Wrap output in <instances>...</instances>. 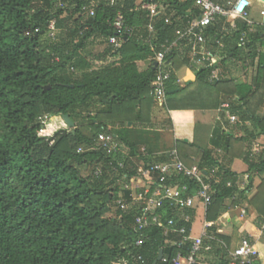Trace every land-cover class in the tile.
<instances>
[{"label":"trees","instance_id":"1","mask_svg":"<svg viewBox=\"0 0 264 264\" xmlns=\"http://www.w3.org/2000/svg\"><path fill=\"white\" fill-rule=\"evenodd\" d=\"M155 2L162 8L153 16L134 0H0V264H114L123 259L155 264L161 251L167 262L156 264H174L178 256L190 255L193 245L182 235H166L158 227L136 231L138 208L123 212L119 207L122 199L132 202L128 187L142 162L171 160L170 154L156 157L149 144L131 140L137 128H173L172 120L164 128L152 120L157 102L152 85L158 75L154 59L165 44L177 43L166 61L171 78L165 110L195 112V139L177 141L176 150L187 166L199 159L211 186L207 222L216 223L229 211L226 201L239 205L256 178L264 177V154L257 156L250 148L252 140L264 135V29L252 33L247 23L233 28L222 21L206 33L214 52L217 41L224 40L219 63L241 62L244 71L254 70L251 78L239 82L220 75L211 81L218 63L197 71L192 84L180 87L176 72L193 63L192 48L187 39H178L177 31H186L200 12L193 1ZM215 2L228 5L227 0ZM92 5L93 17L82 10ZM119 14L133 29L128 39L113 26ZM52 22L55 39L50 37ZM114 36L119 49L110 44ZM243 36L247 52L239 47ZM99 47L104 50L96 54ZM141 62L148 63L146 70H140ZM224 104L238 117L229 133L217 129ZM44 116L49 117L48 133L41 135ZM103 134L115 136L118 154L100 145ZM216 137L221 155L210 148ZM237 159L248 166L239 177L230 168ZM83 168L89 169L86 175ZM169 184L172 189L188 185L184 197L197 192L189 178L175 176ZM259 202L264 203V179L252 204ZM156 213L164 222L174 220L173 229L191 231V210L181 212L165 202ZM183 214L192 221L187 224ZM215 230L208 228L202 252L219 253L216 264H232L239 231L229 239ZM140 240L144 245L137 248ZM251 255L252 264H261L260 251Z\"/></svg>","mask_w":264,"mask_h":264},{"label":"built area","instance_id":"2","mask_svg":"<svg viewBox=\"0 0 264 264\" xmlns=\"http://www.w3.org/2000/svg\"><path fill=\"white\" fill-rule=\"evenodd\" d=\"M136 3L140 0H134ZM141 4L138 5L140 9H146L151 12L154 16L158 13V10L162 8L155 0H141ZM193 1L194 6L199 10L200 15L194 19L186 31H177L178 39L188 40L192 48V63L193 65H205L215 66L219 63L221 57L220 53L214 52L210 47V39L207 37L206 33L208 29L218 24L222 19L231 20L233 28H237L236 21L242 20L250 24V13L249 9L252 6L250 0H236L233 2H228L227 7L223 6L215 0H186ZM83 12L89 14L91 17L95 15L94 6H84ZM113 26L116 31L126 39H128L133 34V29L128 27L125 23L122 14H119L115 19ZM150 31H154L153 25L149 27ZM51 31L50 37L55 39V22H52L49 26ZM110 44L116 49L121 47V42L118 37L114 36L110 39ZM217 46L223 48V39L217 41ZM177 47V43L172 45H163L161 52H159L155 59L154 64H157L156 68L158 75L156 80L153 82L152 88L155 92L157 101L162 107H166V95H167V83L171 75L167 71V57L172 53L174 48ZM240 48L246 47L245 37L243 36L240 44ZM219 74L214 73L211 77V81L218 80ZM223 109L228 112V120L230 125L238 122V117L231 115L229 112V105L224 104ZM43 125L40 130L41 135H46L48 133L47 123L49 122V117L44 116L40 119ZM100 145L111 154H118L121 150V145L116 140L115 136L109 134H103L100 136ZM53 145V143H51ZM264 150L260 146H257L256 151L261 152ZM143 152L145 150L143 149ZM219 153H222L221 150ZM170 161L167 163H155L146 165L142 162L138 169V176L130 180V186L128 187L132 192V202L125 203L123 199L119 201V207L123 212H127L133 206L138 208V215L135 218V230L143 231L149 227H158L166 231V235L169 232H177L184 237V242L192 243L193 247L190 255L188 257L178 256L174 264H197L199 261V255L202 253L204 239L208 237L207 232H203L200 237H192L191 231H188L186 227L179 229H173L175 225L174 220L163 221L162 217L158 215L159 209L163 208L164 203L168 202L171 205H175L179 211L192 210L195 208L196 200L202 202L207 208L212 202V190L209 183L203 177L202 171L199 169L198 165L187 166L180 158L177 150L170 153ZM154 175H158L157 179H153ZM185 177L192 179L197 187V193L194 196L184 197L190 190L188 185L182 186L177 189H172L169 182L173 177ZM182 219L188 224L190 223L191 216L188 214H183ZM144 245L143 241L137 242L136 247L141 248ZM210 250V247L207 248ZM253 247L248 240H243L241 247H239L231 255L232 264H252V254ZM140 260L142 258L139 256ZM166 263L167 259H163ZM114 264H129L128 260H120Z\"/></svg>","mask_w":264,"mask_h":264},{"label":"crops","instance_id":"3","mask_svg":"<svg viewBox=\"0 0 264 264\" xmlns=\"http://www.w3.org/2000/svg\"><path fill=\"white\" fill-rule=\"evenodd\" d=\"M228 2H233L236 0H227ZM252 3L251 8L249 9L250 19L248 27L252 33L256 32L258 28L264 29V2L263 0H250ZM141 0L137 2V5L141 4ZM225 21L231 24V20H220V22ZM236 23H247L242 20L236 21ZM226 30V28H225ZM223 48H219L217 51L220 53L222 58V53L225 48L223 40ZM100 48V47H99ZM242 51L247 52L245 48H241ZM262 50V49H261ZM264 50V49H263ZM98 51V48L94 50L96 54L102 52ZM193 57V56H192ZM193 59V58H192ZM235 64L236 68L232 67ZM240 65V66H239ZM140 70H146L148 67L147 62H141L138 64ZM207 68L205 65H193V67H183L180 71L176 72V77L178 80V85L180 87H185L194 82L196 79V72L202 69ZM233 68V69H232ZM239 70V73L236 72ZM253 69L244 71L242 69V63L231 61L226 65L219 63L218 73L219 75H226L235 77L239 82H244L245 79L251 78L253 76ZM237 73V74H236ZM157 100V99H156ZM162 111V112H161ZM220 114L218 115V131H224L229 133L231 128L230 122L228 120V111L223 109V106L219 110ZM264 114L261 111V114ZM152 120L157 126L161 128L165 123L170 120L173 121V128L161 129V130H141L135 129L131 134V140L139 144H149L152 151L155 153L156 157L165 156L170 154L172 151L176 150L177 141H185L192 143L195 139V112L194 111H178V112H168L165 110V107H162L158 101L153 109ZM132 123H129V126ZM133 126V124H132ZM251 128V127H250ZM252 129V128H251ZM213 144L210 146L218 155H221L219 151L220 148L216 147V143L219 142V138L213 139ZM257 146H260L264 149V135L257 137L251 141L250 148L253 154L259 156L264 154V150L257 152ZM194 165H198L199 159L194 158ZM241 165V166H240ZM248 166L241 160L237 159L232 164L231 171L235 173L238 177L248 171ZM264 177H257L254 183V187L247 193L246 198L239 201V205L234 204L233 200L226 201V206L229 207V211L225 212L224 215L216 223H208L206 216L208 208L199 200L195 202V208L191 210L193 212V222L191 228L192 237H200L203 232H207L208 228L215 226V233L232 239L235 231H239V240L235 243L236 250L241 247L243 240H248L253 247V250L256 249L260 251L262 255L261 264H264V219L258 217V208L260 209L264 206L263 202L256 203L257 205L252 204V200L256 197L258 193V188L260 187ZM197 193V192H196ZM196 195V194H195ZM264 207H262L263 209ZM192 220V218H191ZM208 234V232H207ZM210 235V234H209ZM208 235V236H209ZM174 244V243H173ZM219 252V248L217 249ZM216 252V251H215ZM231 252L230 254H232ZM200 264H216L220 260L219 253L207 254L202 252L199 255ZM260 264V263H259Z\"/></svg>","mask_w":264,"mask_h":264},{"label":"water","instance_id":"4","mask_svg":"<svg viewBox=\"0 0 264 264\" xmlns=\"http://www.w3.org/2000/svg\"><path fill=\"white\" fill-rule=\"evenodd\" d=\"M157 66V64H155V67ZM177 91H179V90H177ZM171 93H174V91H172ZM64 119H65V121H66V123L68 124V126H69V128H71V129H74L75 128V123L70 119V117L69 116H65L64 117ZM130 126H132V124H130ZM163 251H161L160 252V255H159V258H158V260H157V262L158 261H161L162 259H163ZM156 262V263H157ZM155 263V264H156Z\"/></svg>","mask_w":264,"mask_h":264},{"label":"rangeland","instance_id":"5","mask_svg":"<svg viewBox=\"0 0 264 264\" xmlns=\"http://www.w3.org/2000/svg\"><path fill=\"white\" fill-rule=\"evenodd\" d=\"M49 35V34H48ZM101 50H104V47H100V48H98V51H101ZM235 64H233L232 65V67H234V68H236V66H234ZM240 66V65H239ZM233 69V68H232ZM236 72L237 73H239V70H236ZM236 73V74H237ZM159 103V102H158ZM162 112V111H161ZM262 112H263V110H262ZM263 114V113H262ZM125 153H127V151L125 152ZM241 166V165H240ZM81 171H83V174L84 175H86L88 172H89V169H87V168H83Z\"/></svg>","mask_w":264,"mask_h":264}]
</instances>
